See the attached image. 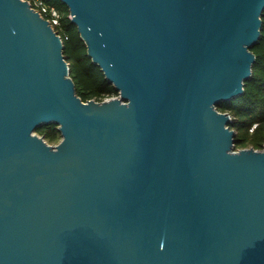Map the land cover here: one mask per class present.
<instances>
[{"label": "water", "instance_id": "1", "mask_svg": "<svg viewBox=\"0 0 264 264\" xmlns=\"http://www.w3.org/2000/svg\"><path fill=\"white\" fill-rule=\"evenodd\" d=\"M61 1L120 95L83 101L50 21L0 0V264H264V148L218 109L264 0Z\"/></svg>", "mask_w": 264, "mask_h": 264}, {"label": "trees", "instance_id": "2", "mask_svg": "<svg viewBox=\"0 0 264 264\" xmlns=\"http://www.w3.org/2000/svg\"><path fill=\"white\" fill-rule=\"evenodd\" d=\"M60 12V25L56 31L65 43V55L71 67L77 94L85 102L104 101L120 95L101 67L88 55V48L81 38L77 26L72 22L69 7L61 0H44ZM252 51L257 56L252 77L245 83V93L232 101L218 105V109L232 116L231 127L237 133L236 149H242L252 141L255 146L264 147V15L262 37ZM49 132L44 128L37 133L51 141L60 137L58 125L51 124Z\"/></svg>", "mask_w": 264, "mask_h": 264}, {"label": "built area", "instance_id": "3", "mask_svg": "<svg viewBox=\"0 0 264 264\" xmlns=\"http://www.w3.org/2000/svg\"><path fill=\"white\" fill-rule=\"evenodd\" d=\"M32 7L38 11L43 17L48 19L55 28L60 25V12L56 7L47 4L44 0H28Z\"/></svg>", "mask_w": 264, "mask_h": 264}, {"label": "rangeland", "instance_id": "4", "mask_svg": "<svg viewBox=\"0 0 264 264\" xmlns=\"http://www.w3.org/2000/svg\"><path fill=\"white\" fill-rule=\"evenodd\" d=\"M118 97V96H117ZM46 131L49 132V129L48 127H43ZM43 128H39V129H43ZM38 129V130H39ZM39 134V133H38ZM40 135V134H39ZM42 136V135H41ZM62 139V136L60 135V137L57 139V140H54V141H51L49 139H46V141L50 144V145H57ZM249 148H254L256 150H262L264 147H258V146H255V144L252 142V141H249L247 144H245V146L242 148V149H249ZM236 150H239V149H236Z\"/></svg>", "mask_w": 264, "mask_h": 264}]
</instances>
